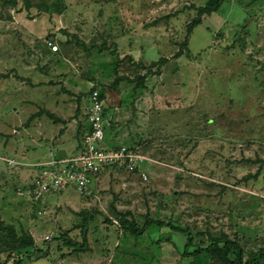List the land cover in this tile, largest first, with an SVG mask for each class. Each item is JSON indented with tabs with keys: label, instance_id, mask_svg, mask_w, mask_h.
Masks as SVG:
<instances>
[{
	"label": "rangeland",
	"instance_id": "374dc122",
	"mask_svg": "<svg viewBox=\"0 0 264 264\" xmlns=\"http://www.w3.org/2000/svg\"><path fill=\"white\" fill-rule=\"evenodd\" d=\"M205 2L0 0V159L72 145L91 88L115 120L105 147L148 159L146 182L104 172L85 198H47L41 216L15 195L25 168L0 161V222L33 243L0 231V264H225L221 245L190 256L213 240L264 264V0H228L186 37ZM120 218L186 230L190 246L164 227L135 237Z\"/></svg>",
	"mask_w": 264,
	"mask_h": 264
},
{
	"label": "built area",
	"instance_id": "2783aa9c",
	"mask_svg": "<svg viewBox=\"0 0 264 264\" xmlns=\"http://www.w3.org/2000/svg\"><path fill=\"white\" fill-rule=\"evenodd\" d=\"M85 128L74 154L58 156L48 154L45 161L21 163L0 159L7 167L25 168L27 175L16 187L15 195L34 209L36 216L44 215L43 202L72 190L79 198L91 194L92 184L104 172L119 171L136 176L141 182L147 177L141 166L148 159L134 147H105V132L111 129L104 101L98 91L91 89L86 95ZM24 170V169H23ZM51 235L44 240H50Z\"/></svg>",
	"mask_w": 264,
	"mask_h": 264
},
{
	"label": "trees",
	"instance_id": "16d2710c",
	"mask_svg": "<svg viewBox=\"0 0 264 264\" xmlns=\"http://www.w3.org/2000/svg\"><path fill=\"white\" fill-rule=\"evenodd\" d=\"M228 0H206L203 7H200L196 10L195 17L189 22V24L186 27V37L191 33V30L195 28L196 26L200 25L201 18L204 16H208L211 13H214L222 3H225ZM185 45V42H184ZM180 51H178L179 55ZM167 60L164 58H161L158 61L157 66H162L165 64ZM143 80V77L139 78V81L141 82ZM100 97L103 98V94L99 93ZM121 227L128 232L130 235H133L135 237H138L144 233V231L149 227H157V228H169L170 230L180 233L185 237V243H184V251L187 250V248L190 246L191 237L189 233L186 230H181L179 228H175L172 226H169L161 221H155V220H146L140 228H138L133 222H129L125 220L124 218H120L118 220ZM84 226H82V239L84 241ZM0 231L6 232L8 236L10 237V240L14 243H17V247L20 250H27V249H33V243L29 236L21 235L20 237H16L14 234L12 228L8 226H4L2 222H0ZM69 245V244H68ZM218 245H221L220 248L217 249V251L220 253V255L225 260V264H242L241 263V251L240 249L233 243L227 242V241H219V240H213L207 248L204 249H195L193 252H191L190 256L196 257L203 253H206L211 248H216ZM72 247V246H68ZM82 248H78L77 251H81ZM42 256H45V254L39 253ZM29 253H25V257H29ZM227 257H230V261H226ZM15 264H19V262H15Z\"/></svg>",
	"mask_w": 264,
	"mask_h": 264
},
{
	"label": "crops",
	"instance_id": "0c3cea01",
	"mask_svg": "<svg viewBox=\"0 0 264 264\" xmlns=\"http://www.w3.org/2000/svg\"><path fill=\"white\" fill-rule=\"evenodd\" d=\"M92 89V88H91ZM99 93V92H98ZM103 99V98H102ZM85 106H86V97H85V103H84V109H85ZM114 117L111 119V129L110 130H107L106 132H105V136H106V138H108V140H109V142H111L112 141V139H113V137L111 138L110 136H109V133H112V129L114 128ZM82 122L84 123V125L86 124L85 123V114H84V117H82ZM69 126H72L71 124L69 125ZM85 128V127H84ZM61 135V134H60ZM57 137L55 138L57 141L59 140V138L61 137V136H58V135H56ZM80 136H81V132H80V134H79V137H78V140L76 141L75 139V142H73L72 143V145H68L67 146V144L65 145V146H60V145H57V146H53L54 148H56V150H55V153L54 152H52L53 151V148L51 147L50 149H47V151H46V155L43 153V159H42V161H45L46 159H47V155L48 154H55V155H58V156H65V155H71V154H74V152L76 151V149H77V146H78V143H79V140H80ZM61 139H62V137H61ZM113 146H115V145H113ZM63 148V150H62V148ZM135 148V147H134ZM137 149V148H136ZM138 150V149H137ZM57 151V152H56ZM139 151V150H138ZM41 161V162H42ZM31 164V163H34V161H32V162H28V163H26V164ZM22 177V176H21ZM20 177V178H21ZM25 179V175H24V178H21V180H19V182H18V185L17 186H20L21 184H22V181ZM93 185H94V183H93ZM93 185H92V187H93ZM92 187H91V190H92ZM61 195V194H60ZM55 197V196H54ZM51 198V197H50ZM47 199V198H46ZM46 199L44 200V202H43V206L42 207H44L46 204H47V201H46Z\"/></svg>",
	"mask_w": 264,
	"mask_h": 264
}]
</instances>
